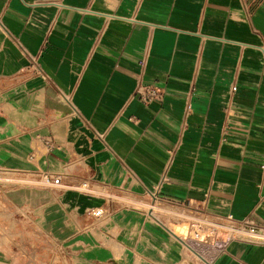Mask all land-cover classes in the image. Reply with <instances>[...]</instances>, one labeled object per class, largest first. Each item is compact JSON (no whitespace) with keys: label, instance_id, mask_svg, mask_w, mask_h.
Instances as JSON below:
<instances>
[{"label":"crops","instance_id":"0c3cea01","mask_svg":"<svg viewBox=\"0 0 264 264\" xmlns=\"http://www.w3.org/2000/svg\"><path fill=\"white\" fill-rule=\"evenodd\" d=\"M139 77L163 97L131 98ZM263 158L264 0H0V264L58 247L71 264H264L244 234L183 243L198 215L264 228Z\"/></svg>","mask_w":264,"mask_h":264},{"label":"built area","instance_id":"2783aa9c","mask_svg":"<svg viewBox=\"0 0 264 264\" xmlns=\"http://www.w3.org/2000/svg\"><path fill=\"white\" fill-rule=\"evenodd\" d=\"M36 56L29 55V63L30 67L32 68V72L36 73L37 75H40L42 78L47 79L46 73L42 70V68L38 64V59ZM141 68L143 69L145 64V57L142 58L140 61ZM193 88V87H192ZM234 88V87H233ZM164 95V88L155 84H145L140 80V77L137 79V82L134 86L133 92L131 94V98H136L142 103L148 104L151 101L160 100ZM63 98L69 102V97L65 94H62ZM227 123H225L222 127V132L225 133L227 131ZM43 145L46 150H50L53 146V144L48 141L47 139L43 140ZM261 166L264 167V158L262 159ZM130 171V170H129ZM39 175V181L40 183L45 187H53L54 190L60 191L62 189L66 188H81L83 190H95L98 191L101 195H103L107 200L108 203H112L111 201L116 198H126V194H123L121 189L118 187H111L107 183L104 182H98L97 180L92 179L89 175H84L81 177V179L78 181L76 179H67L64 177L61 173H55L50 171H41L38 173ZM1 177V172H0ZM9 177H6L4 179L5 183L3 187H8V184H12ZM165 180V176L163 175L161 177V181L159 184H161L162 181ZM159 184L153 189L148 190L144 192L147 196L151 199V205L154 206L161 202L162 199L158 195V188ZM127 199V198H126ZM152 206L151 209H149V213L152 214ZM108 212H112L115 208L112 206L108 207ZM87 216H95L99 217L104 214V209L94 208L91 210H88ZM195 219L190 223L189 226V233L185 235V239L183 240V243L185 246L190 247L193 241H199L202 243L206 242V238L209 236H214V234L217 232L219 228H223L221 224L224 222L231 223L232 225L239 224L244 227L245 230L249 231L252 234H258L259 236H246V238H249L253 241H261L264 242V228H259L253 224H250L248 221L244 220L242 222L236 223L234 222L230 216H227L225 219H215L211 217H206L203 215H198L194 217ZM223 245H218L216 250L221 251L223 250ZM210 248L212 250H215L214 247L211 245ZM71 253L68 252V250H63L60 247L56 248L51 252L50 255H48L45 264H71Z\"/></svg>","mask_w":264,"mask_h":264},{"label":"rangeland","instance_id":"374dc122","mask_svg":"<svg viewBox=\"0 0 264 264\" xmlns=\"http://www.w3.org/2000/svg\"><path fill=\"white\" fill-rule=\"evenodd\" d=\"M221 226H223V229H225L226 230V232H224V231H220L221 229H222V227L221 228H219L218 230H219V232H218V237L219 238H223V237H233V236H237V235H240V236H242V233H238V232H236V230L235 229H238V228H240V227H244V226H241V225H239V224H235V225H232L231 223H228V222H224L223 224H221ZM217 230V231H218ZM246 232H247V230H246ZM226 233H228L227 235H225Z\"/></svg>","mask_w":264,"mask_h":264},{"label":"bare ground","instance_id":"6f19581e","mask_svg":"<svg viewBox=\"0 0 264 264\" xmlns=\"http://www.w3.org/2000/svg\"><path fill=\"white\" fill-rule=\"evenodd\" d=\"M235 230H236V232L242 233V234L247 235V236H250V235L259 236L258 234H252L249 231L246 232V230L244 228H238V229H235Z\"/></svg>","mask_w":264,"mask_h":264}]
</instances>
